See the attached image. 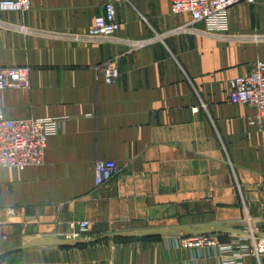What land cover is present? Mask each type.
I'll list each match as a JSON object with an SVG mask.
<instances>
[{
	"label": "crops",
	"instance_id": "crops-1",
	"mask_svg": "<svg viewBox=\"0 0 264 264\" xmlns=\"http://www.w3.org/2000/svg\"><path fill=\"white\" fill-rule=\"evenodd\" d=\"M107 1L116 40L46 33L87 31ZM190 19L169 0H32L0 12V66L27 65L31 78L0 89V110L60 120L43 164L0 166V264H220L235 240L249 245L245 264H264L246 233L256 224L255 239L264 236V127L229 99L232 80L264 59V40L175 30ZM229 26L264 34V0L233 5ZM126 39L148 41L130 50ZM109 59L121 72L112 83L96 69ZM101 159L119 171L96 186ZM84 219L89 231L75 234L70 222ZM219 223L228 229L209 232L218 244H183L200 234L187 228ZM143 230L164 232L113 235ZM54 237L98 240L36 242Z\"/></svg>",
	"mask_w": 264,
	"mask_h": 264
},
{
	"label": "built area",
	"instance_id": "built-area-1",
	"mask_svg": "<svg viewBox=\"0 0 264 264\" xmlns=\"http://www.w3.org/2000/svg\"><path fill=\"white\" fill-rule=\"evenodd\" d=\"M256 0H169L174 12H189L191 19L175 28L180 32L208 33L220 37L223 40L255 39L264 40V34H233L229 26V9L240 2L254 3ZM32 0H0V12L3 11H27ZM203 22V26H198ZM0 24L3 22L0 21ZM117 18V8L114 1H107L105 12L95 18L93 26L84 32H56L47 34L74 38L92 43H102L117 39L120 29ZM130 50H133L146 41L126 39ZM99 75L107 83H112L120 77V69L114 59H109L96 66ZM31 86L30 67L27 65L0 66V89L27 88ZM229 99L231 102L247 103L255 109V114L250 118L251 122L264 127V59H258L250 64L246 73L235 77L230 86ZM198 106H196L197 108ZM59 118L46 117H10L0 110V166H12L25 169L31 165L43 164L46 160V152L50 136L59 128ZM119 171L118 164L113 160L101 159L95 163V184L101 186ZM14 211V208L10 209ZM72 230L79 234L89 231L88 220L70 222ZM252 228V227H251ZM253 237L255 238V234ZM185 246L204 247L218 244V239L210 233H200L182 239ZM221 245V244H220ZM222 249L232 253L224 256L220 264H245L244 255L249 245L239 240L225 243ZM237 248V249H236ZM254 253L260 254L258 246Z\"/></svg>",
	"mask_w": 264,
	"mask_h": 264
},
{
	"label": "water",
	"instance_id": "water-1",
	"mask_svg": "<svg viewBox=\"0 0 264 264\" xmlns=\"http://www.w3.org/2000/svg\"><path fill=\"white\" fill-rule=\"evenodd\" d=\"M264 224V221L262 222ZM228 226L223 223L219 224H205L197 227H189L187 228L188 233H209L213 231H220V230H227ZM164 232L163 230H152V231H134V232H115L113 235H120V236H126V237H147L153 234H158ZM174 233L180 234L181 231L177 230ZM98 240L97 238L95 239H72V238H50V239H45L41 238L37 240V243L40 244H60V245H74V244H81V243H87V242H92Z\"/></svg>",
	"mask_w": 264,
	"mask_h": 264
},
{
	"label": "rangeland",
	"instance_id": "rangeland-1",
	"mask_svg": "<svg viewBox=\"0 0 264 264\" xmlns=\"http://www.w3.org/2000/svg\"><path fill=\"white\" fill-rule=\"evenodd\" d=\"M251 223V221L249 222V224ZM252 226L254 227V229L253 230H255V228H256V224H252ZM251 226V224H250V227H252ZM252 229H250L249 228V231L248 230H246V233L247 234H249V238H250V240H251V238H252V240H254V244H253V246H252V249L254 250L255 249V246L257 245L258 246V249L260 250V253L262 252V251H264V236L262 237V238H257V240L253 237V233H251L252 231H253ZM254 232V231H253ZM255 233V232H254ZM248 237H244V238H248ZM256 240V241H255ZM251 243H252V241H251ZM257 243V244H256Z\"/></svg>",
	"mask_w": 264,
	"mask_h": 264
},
{
	"label": "trees",
	"instance_id": "trees-1",
	"mask_svg": "<svg viewBox=\"0 0 264 264\" xmlns=\"http://www.w3.org/2000/svg\"><path fill=\"white\" fill-rule=\"evenodd\" d=\"M81 245H83V244H81Z\"/></svg>",
	"mask_w": 264,
	"mask_h": 264
}]
</instances>
